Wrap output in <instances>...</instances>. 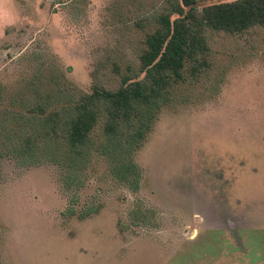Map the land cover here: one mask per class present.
Returning <instances> with one entry per match:
<instances>
[{
  "label": "rangeland",
  "instance_id": "1",
  "mask_svg": "<svg viewBox=\"0 0 264 264\" xmlns=\"http://www.w3.org/2000/svg\"><path fill=\"white\" fill-rule=\"evenodd\" d=\"M164 1L0 0L2 109L42 66L116 87L115 65L139 64L136 15ZM210 43L212 68L186 69L136 154L137 192L102 157L68 187L0 145V264H264V27ZM134 208L152 214L135 225Z\"/></svg>",
  "mask_w": 264,
  "mask_h": 264
},
{
  "label": "trees",
  "instance_id": "2",
  "mask_svg": "<svg viewBox=\"0 0 264 264\" xmlns=\"http://www.w3.org/2000/svg\"><path fill=\"white\" fill-rule=\"evenodd\" d=\"M135 25L144 32L139 64L125 69L116 64L114 72L121 75L116 87L97 73L91 91H84L64 72L42 66L3 109L0 91V145L22 158L58 165L68 187L79 184L102 157L113 178L139 191L136 154L172 90L188 67L194 81L210 71L214 35L241 36L264 27V0H165L140 10ZM101 207L89 206L80 218ZM69 211L76 214L74 207ZM151 214L134 208L131 223L139 225Z\"/></svg>",
  "mask_w": 264,
  "mask_h": 264
}]
</instances>
